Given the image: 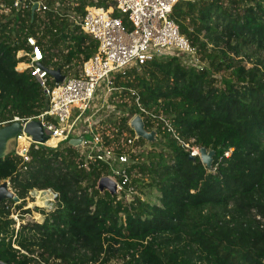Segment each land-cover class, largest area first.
I'll use <instances>...</instances> for the list:
<instances>
[{"label": "trees", "instance_id": "trees-1", "mask_svg": "<svg viewBox=\"0 0 264 264\" xmlns=\"http://www.w3.org/2000/svg\"><path fill=\"white\" fill-rule=\"evenodd\" d=\"M66 1L44 0L49 10L33 20L30 7L0 20V123L49 108L29 72L15 70L27 36L45 43L46 57L53 47L67 48L55 68L65 75L96 52L97 42L75 24L93 0ZM172 17L205 70L174 54L115 83L135 89L143 108L168 120L182 141L215 151L212 168L190 159L172 133L146 118L157 141L149 151L150 143L136 141L144 149L129 170L140 196L128 203L101 191L107 167L86 162L68 143L32 146L28 163L12 149L0 159V185L7 181L21 201L33 191L58 198L52 211H42V223H22L17 231L13 200L0 202V264H264V0H184ZM110 103L115 111L101 126L122 152L121 138L134 136L129 121L141 113L126 90ZM147 188L158 193L156 203L143 196Z\"/></svg>", "mask_w": 264, "mask_h": 264}, {"label": "built area", "instance_id": "built-area-1", "mask_svg": "<svg viewBox=\"0 0 264 264\" xmlns=\"http://www.w3.org/2000/svg\"><path fill=\"white\" fill-rule=\"evenodd\" d=\"M112 1L114 5L107 6H100L97 0L91 1L86 7L83 18L75 21L84 34L97 42L98 47L96 52L83 62L75 76L69 74L67 76L62 72L65 79L61 83H56L48 73V69L55 68L48 67L44 63L48 48L45 43L40 44L37 36L26 37V48L16 53V58L22 60L17 63L15 70L29 72L31 78L49 98V108L36 117L26 119L15 117L9 122L0 123V127L8 123H21L23 130L17 135L13 149L15 154L23 159V163L29 162L28 153L32 146L35 149L39 147L55 149L62 143L70 144V140L82 137V142L76 148L85 156V161L101 162L109 171V175L104 178L114 185V193H111V189L105 185L104 190L115 196L117 201L124 199L128 203L139 194L132 185L134 176L129 168L136 163L133 156L144 148L136 146V141L140 138L135 135L129 137L124 134L121 143H124L125 151L122 152H118L113 143H107L106 138L109 135L103 131L100 119L91 121L94 117V114H91L94 101L101 92L103 97L105 94L103 102L107 103L105 107L108 108L111 106L110 100L113 94L111 97L109 95L113 91L120 93L126 90L141 113L137 115L143 120L145 118L150 120L155 125L161 124L172 133L190 156L199 157V147L193 146L192 141H182L168 120L143 108L137 91L117 86L115 78L129 79L130 70L139 69L156 59L174 54L181 55L185 64L199 72L205 70L207 63L191 41L181 33L172 17L175 5L184 0ZM35 3H38L36 12L40 17L44 16L49 10L44 0H14L12 6L6 4L5 0H0V20L12 18L14 10L22 12L29 7L32 8ZM117 12L125 16L129 26L125 25L123 19L113 16ZM53 61L56 62L55 59ZM65 69L68 72L71 67L67 66ZM50 80L55 83L54 86H50ZM110 114L111 111H108V115ZM31 121H39L43 129L49 132L48 139L44 143L34 141L31 135L24 132L25 126ZM99 127L102 129L100 130ZM228 155L229 153H226V156ZM42 192L51 194L55 206L58 194L51 191ZM17 204L14 202L12 210ZM53 209L54 207L45 212ZM43 220L44 215L40 221L27 222L42 223ZM21 223H25V219H21ZM21 223L17 219L16 231ZM14 247L17 248L15 245ZM112 264H123V262L113 261Z\"/></svg>", "mask_w": 264, "mask_h": 264}, {"label": "water", "instance_id": "water-1", "mask_svg": "<svg viewBox=\"0 0 264 264\" xmlns=\"http://www.w3.org/2000/svg\"><path fill=\"white\" fill-rule=\"evenodd\" d=\"M38 8V3L33 4L31 8V19L33 20L34 14ZM48 73L52 76L56 83H61L65 76L62 74L60 69H48ZM130 129L134 132L137 138L143 139L148 143H155L157 141V131H148L145 127L144 120L140 115H135L129 122ZM23 130L20 122H14L10 125L0 127V159L5 158L11 152V144H15L17 135ZM24 132L31 135L33 140L39 143H44L49 136V132L44 130L39 121L29 122ZM83 138L72 139L69 143L75 147L79 146ZM199 158L202 164L207 168L211 169L215 151L207 150L205 147L199 149ZM195 156H190V159L194 160ZM6 182V181H5ZM9 183L6 182L0 185V202L6 199H11L13 202L20 203L21 200L8 188ZM104 185L111 189V193H114V185L107 179L102 178L99 183V189L104 190Z\"/></svg>", "mask_w": 264, "mask_h": 264}, {"label": "rangeland", "instance_id": "rangeland-1", "mask_svg": "<svg viewBox=\"0 0 264 264\" xmlns=\"http://www.w3.org/2000/svg\"><path fill=\"white\" fill-rule=\"evenodd\" d=\"M64 3H67V1L64 0ZM110 5H114V4L110 3ZM70 6L72 7V4ZM113 16L117 17V18H121V19L125 18V16L123 14H120L118 12L115 13ZM76 21H77V19H76ZM66 51H67V48L65 46L53 47L50 50V53L48 55V59H46L44 61L45 65H47L48 67H51V68H57L56 66H57V63L61 61V58L63 55L62 53L66 52ZM54 59L56 60V62L53 61ZM247 67H250V65L248 64ZM77 71H80V67H71V69L68 70L67 73L70 76H75ZM49 84H50V86L55 85V83L52 80H50ZM116 93L117 92L113 91L109 95V97H111L112 94L115 95ZM104 97H105V94H104ZM104 97L102 96V93L100 92L99 95L97 96L96 100L94 101V104L92 106V111H91V114H94V117L91 118V121H93V120L96 121V119H100V121H102V119H104L106 116H108V111H111V113L115 111L114 106H109L108 108L105 107L107 105V103L103 102ZM110 104L113 105L112 103H110ZM73 115H74V111H73ZM107 127L108 126H106V124H104L103 131H105ZM99 129L101 130L102 128L99 127ZM121 140H122V138H121ZM13 146H14V143L11 144V149H13ZM144 148L149 151L150 149H153L154 146H151V143H150V145L148 144L147 146H144ZM6 182H3L2 184L6 183ZM8 188L10 191H12L10 188V185H8ZM143 196L150 203H156L157 199H158V193L154 189H151V188H147L144 191ZM21 203H18L19 204L18 206H14V209L12 210V215L10 217L14 221L15 228L18 226L17 225V219L19 220L20 223H21V219H25V223H27V221H33V220L40 221L43 218V215H41L42 211L43 210L44 211L50 210L52 207H54V205H53L54 200H53V197L51 196V194L48 192H42V191L31 192L29 194L28 198H26L24 201H21Z\"/></svg>", "mask_w": 264, "mask_h": 264}, {"label": "bare ground", "instance_id": "bare-ground-1", "mask_svg": "<svg viewBox=\"0 0 264 264\" xmlns=\"http://www.w3.org/2000/svg\"><path fill=\"white\" fill-rule=\"evenodd\" d=\"M22 67V66H21ZM54 143V141H52Z\"/></svg>", "mask_w": 264, "mask_h": 264}, {"label": "crops", "instance_id": "crops-1", "mask_svg": "<svg viewBox=\"0 0 264 264\" xmlns=\"http://www.w3.org/2000/svg\"><path fill=\"white\" fill-rule=\"evenodd\" d=\"M47 59H48V57H47Z\"/></svg>", "mask_w": 264, "mask_h": 264}]
</instances>
